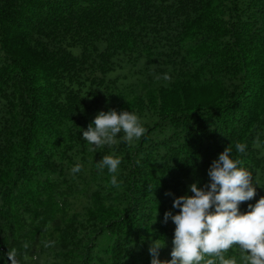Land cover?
Returning <instances> with one entry per match:
<instances>
[{
	"label": "trees",
	"instance_id": "trees-1",
	"mask_svg": "<svg viewBox=\"0 0 264 264\" xmlns=\"http://www.w3.org/2000/svg\"><path fill=\"white\" fill-rule=\"evenodd\" d=\"M112 109L145 134L90 145ZM228 146L256 185L246 213L264 197V0H0V264H151L156 239L171 259L164 213Z\"/></svg>",
	"mask_w": 264,
	"mask_h": 264
},
{
	"label": "clouds",
	"instance_id": "clouds-1",
	"mask_svg": "<svg viewBox=\"0 0 264 264\" xmlns=\"http://www.w3.org/2000/svg\"><path fill=\"white\" fill-rule=\"evenodd\" d=\"M156 79L170 81L172 77L165 73ZM121 132L124 134L122 139L131 144L139 140L146 129L134 112L112 109L99 112L83 131V138L96 147L111 146L117 143ZM258 142L259 137L254 143ZM235 148L239 154H244L247 145L236 143ZM231 153L232 148L228 146L212 162L208 169L209 182L203 187L198 186V182L193 183L190 185L192 195L174 198L172 207L179 212L174 215L167 211L163 219L165 224L169 220L175 224L171 259H160V251L166 245L156 239L149 248L151 264H237L235 257H225L233 245H239L246 253L242 256L245 264H264V197L254 205L249 204L246 213L241 212V203L254 199L257 189L253 174L244 167V160L239 156L232 158ZM120 163L119 157L108 155L98 167L106 166L110 173H116ZM81 167L78 163L71 171L78 173ZM110 183L118 186L115 175ZM165 194L174 196L171 191ZM54 243L44 242V247ZM8 258L11 264H19L16 249L8 252Z\"/></svg>",
	"mask_w": 264,
	"mask_h": 264
}]
</instances>
